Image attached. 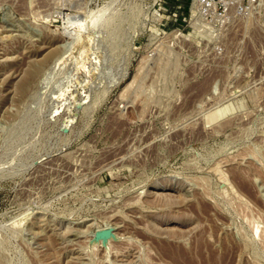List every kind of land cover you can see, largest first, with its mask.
Returning <instances> with one entry per match:
<instances>
[{"label":"rangeland","instance_id":"obj_1","mask_svg":"<svg viewBox=\"0 0 264 264\" xmlns=\"http://www.w3.org/2000/svg\"><path fill=\"white\" fill-rule=\"evenodd\" d=\"M191 1L0 0V264H264V0Z\"/></svg>","mask_w":264,"mask_h":264},{"label":"built area","instance_id":"obj_2","mask_svg":"<svg viewBox=\"0 0 264 264\" xmlns=\"http://www.w3.org/2000/svg\"><path fill=\"white\" fill-rule=\"evenodd\" d=\"M179 2H176L177 8H180ZM230 5L227 2H221L220 6L214 7L213 0H192L190 3V20L198 17L200 20L209 22V19L223 21L228 15Z\"/></svg>","mask_w":264,"mask_h":264},{"label":"bare ground","instance_id":"obj_3","mask_svg":"<svg viewBox=\"0 0 264 264\" xmlns=\"http://www.w3.org/2000/svg\"><path fill=\"white\" fill-rule=\"evenodd\" d=\"M106 6H107V5H105V6H103V7L106 8ZM108 7H109V6H108ZM105 8H103V9L101 8V10H97V12H95V13L91 10V11L93 12V14L86 16V17H85V20L83 19V21H82L81 23H79V20L81 19L80 17H78L76 20H73V19H74L73 17H72L73 19H71V18L68 17V20H67L66 23H65L66 26L64 27V29H65V33L67 32V33L69 34V33H70V30L72 29V26H74V24L77 25L76 22L79 23V25H80L79 27L84 28L85 30H90L92 27H95V25H96L98 22L101 21V18L103 17L102 14H104L103 12H105V10H106ZM111 10H113V8H112ZM111 10H110V11H111ZM94 11H96V10H94ZM92 12H91V13H92ZM88 13H89V12H88ZM85 14L87 15V13H85ZM111 15H112V14H111ZM83 18H84V16H83ZM109 18H110V17H109ZM104 19H106V17H105ZM104 19H103V21H105ZM74 21H75V23H74ZM103 21H101V22H103ZM107 22H108V21H107ZM110 23H111V21H110ZM102 24H103V23H102ZM101 26H103V25H101ZM101 26H100V27H101ZM76 27H77V26H75V28H76ZM100 27H99V28H100ZM78 29H79V28H78ZM84 29H83V30H84ZM101 29H102V27H101ZM80 30H81V29H80ZM94 30H95V29H94ZM102 30H103V29H102ZM102 30H101V31H102ZM63 31H64V30H63ZM81 31H82V30H81ZM101 31L98 30V32H101ZM76 32H77V31H76ZM78 32H79V31H78ZM78 32H77V33H78ZM86 32H87V31H86ZM80 33H81V32H80ZM95 33H96V32H95ZM75 34H76V33H75ZM86 34H87V33H86ZM86 34H85V35H86ZM91 34H92V33H91ZM91 34H90V35H91ZM95 35H97V34H95ZM94 37H95V36H94ZM36 56H37V54H36ZM33 57H34V56H33ZM29 60H30V59H29ZM26 62H27V61H26ZM36 64H37V63H36ZM28 65H29V64H28ZM28 65H27V66H28ZM31 69H32V67H31ZM27 76H28V75H27ZM57 113H58V111H57ZM68 121H69V120H68ZM69 122H70V121H69ZM69 122H68V123H69ZM65 125H66V124H65ZM66 127H67V126H66ZM239 176H241V175H239ZM239 176H238V177H239ZM242 179H243V178H242ZM236 183H237V182H236ZM241 185H242V184H241ZM180 254H181V253H180ZM188 254H189V253H188ZM194 254H195L196 256L199 257V262H200V264H201V260H200L201 256H200L198 253H196V252H195ZM186 255H187V254H186ZM213 257H214V256H213ZM215 259H216V258H213L212 261L215 260ZM210 260H211V259H210ZM212 261H211V262H212ZM188 263H189V262H188ZM213 263H214V262H213Z\"/></svg>","mask_w":264,"mask_h":264},{"label":"water","instance_id":"obj_4","mask_svg":"<svg viewBox=\"0 0 264 264\" xmlns=\"http://www.w3.org/2000/svg\"><path fill=\"white\" fill-rule=\"evenodd\" d=\"M102 235H103L104 237H107V236L110 235V232H109V231H105V232L102 233Z\"/></svg>","mask_w":264,"mask_h":264}]
</instances>
